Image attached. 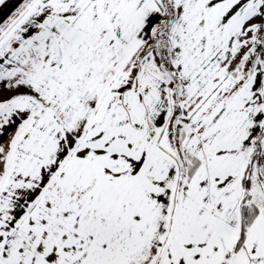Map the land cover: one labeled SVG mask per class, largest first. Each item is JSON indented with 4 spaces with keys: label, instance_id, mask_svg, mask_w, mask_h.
Returning <instances> with one entry per match:
<instances>
[{
    "label": "snow or ice",
    "instance_id": "obj_1",
    "mask_svg": "<svg viewBox=\"0 0 264 264\" xmlns=\"http://www.w3.org/2000/svg\"><path fill=\"white\" fill-rule=\"evenodd\" d=\"M0 264H264V0H0Z\"/></svg>",
    "mask_w": 264,
    "mask_h": 264
}]
</instances>
